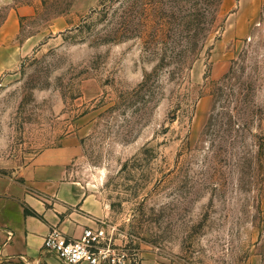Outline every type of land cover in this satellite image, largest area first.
<instances>
[{"label":"rangeland","instance_id":"1","mask_svg":"<svg viewBox=\"0 0 264 264\" xmlns=\"http://www.w3.org/2000/svg\"><path fill=\"white\" fill-rule=\"evenodd\" d=\"M119 5L0 0V24L14 12L18 27L0 76V173L60 148L68 177L104 203L99 223L141 260L264 264V0L212 1L191 60L178 42L108 39Z\"/></svg>","mask_w":264,"mask_h":264},{"label":"crops","instance_id":"2","mask_svg":"<svg viewBox=\"0 0 264 264\" xmlns=\"http://www.w3.org/2000/svg\"><path fill=\"white\" fill-rule=\"evenodd\" d=\"M17 16L11 12L0 24V76L16 63ZM60 148L46 149L18 176L0 173V264H40L48 232L59 229L78 237L106 214L104 203L81 182L68 177ZM25 206L37 214L25 212ZM142 264H164L143 259Z\"/></svg>","mask_w":264,"mask_h":264},{"label":"trees","instance_id":"3","mask_svg":"<svg viewBox=\"0 0 264 264\" xmlns=\"http://www.w3.org/2000/svg\"><path fill=\"white\" fill-rule=\"evenodd\" d=\"M120 2L119 27L108 39L122 40L139 37L147 48L166 52L171 41L182 44L180 54L195 58L211 33L215 22H207V14L214 0H117ZM217 1V9L222 0ZM205 2L204 6L202 3ZM210 5V8H208ZM110 6L104 3L106 11ZM216 9V10H217ZM116 11V9H115ZM215 11V10H214ZM117 12V11H116ZM218 12V11H217ZM25 212L37 214L25 206Z\"/></svg>","mask_w":264,"mask_h":264},{"label":"built area","instance_id":"4","mask_svg":"<svg viewBox=\"0 0 264 264\" xmlns=\"http://www.w3.org/2000/svg\"><path fill=\"white\" fill-rule=\"evenodd\" d=\"M116 227L88 226L78 237H69L53 228L45 236L41 248L40 264H142L134 249L121 246L115 237Z\"/></svg>","mask_w":264,"mask_h":264}]
</instances>
